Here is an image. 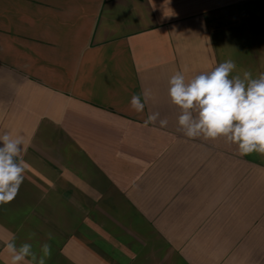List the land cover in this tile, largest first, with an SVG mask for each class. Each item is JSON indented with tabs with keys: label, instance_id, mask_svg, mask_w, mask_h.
I'll return each mask as SVG.
<instances>
[{
	"label": "crops",
	"instance_id": "obj_1",
	"mask_svg": "<svg viewBox=\"0 0 264 264\" xmlns=\"http://www.w3.org/2000/svg\"><path fill=\"white\" fill-rule=\"evenodd\" d=\"M228 59L264 73V0H0V135L27 164L0 264L13 237L47 264H264V155L187 138L168 96Z\"/></svg>",
	"mask_w": 264,
	"mask_h": 264
},
{
	"label": "clouds",
	"instance_id": "obj_2",
	"mask_svg": "<svg viewBox=\"0 0 264 264\" xmlns=\"http://www.w3.org/2000/svg\"><path fill=\"white\" fill-rule=\"evenodd\" d=\"M236 63L225 60L210 71L201 72L186 79L183 71L175 72L169 79L168 96L172 104L180 110L178 128L187 138L215 140L223 137L227 143L237 145L241 156L257 152L264 155V73L253 78L251 71L237 73ZM134 94L130 100L131 108L142 113L149 93ZM159 123L167 127L168 120L161 119L159 112L150 113L144 121L145 126ZM23 136L10 133L0 135V206L13 201L24 182L27 164L23 159ZM135 163L134 158H128ZM36 233L28 234V239ZM55 237L47 234L49 241ZM10 264H47L51 258L52 246L48 242L33 245L24 242L17 245L16 238L6 242Z\"/></svg>",
	"mask_w": 264,
	"mask_h": 264
}]
</instances>
